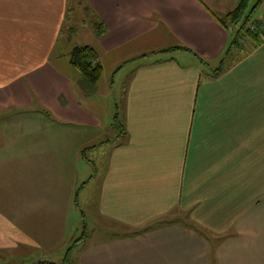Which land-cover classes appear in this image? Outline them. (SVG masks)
I'll return each instance as SVG.
<instances>
[{"label":"crops","instance_id":"0c3cea01","mask_svg":"<svg viewBox=\"0 0 264 264\" xmlns=\"http://www.w3.org/2000/svg\"><path fill=\"white\" fill-rule=\"evenodd\" d=\"M74 1L105 26L99 59L146 47L111 60L121 62L112 76L141 62L100 124L83 100L96 101L103 78L88 88L52 62L66 0H0V251L69 246L89 182L115 233L76 264H264V39L217 75L189 51L169 50L179 60L153 52L176 44L219 61L228 32L201 3L221 16L240 0ZM103 126L113 136L94 145ZM82 151L104 155L99 172Z\"/></svg>","mask_w":264,"mask_h":264},{"label":"rangeland","instance_id":"374dc122","mask_svg":"<svg viewBox=\"0 0 264 264\" xmlns=\"http://www.w3.org/2000/svg\"><path fill=\"white\" fill-rule=\"evenodd\" d=\"M247 12L250 13L249 18L255 19L256 21L254 22H257V20H259L260 17L264 15V0H260L258 2L257 0H247L244 13ZM82 18L85 19L83 13L81 12V9L79 7L74 8V11L68 16L66 22H64L62 37L59 38V41L55 46V50L60 52L61 55L55 57L52 61L57 65H61L64 72L69 74H76L78 76L79 74L77 70L68 64L67 51H69V49L75 44H87L90 45L95 51H97L95 35L93 34L92 29L90 28L86 19V21H80V19ZM248 25L249 24H247L246 26ZM246 30L248 29L246 28ZM249 32L251 31H245V29L241 30L239 35V47L237 49H232L228 57L225 58L224 64L227 63L228 59L232 61L240 56L242 57L244 53L251 50V41L248 38ZM174 46H176V44ZM139 47L143 49L146 46H141L138 42H136L130 46H126L120 49L119 51L115 52L114 55L111 54L107 56H101V78H103V81H98V83H100L98 84V86L100 85V88H98L96 92V101L87 104L86 99L83 100L84 109L86 110L87 108H90L93 112H95L96 116H99L100 124H103L105 122V119L107 118L109 113L111 116H109L108 122L112 121L111 117L114 115L113 111L116 110V107H119V102H117V87L127 79V69L131 68V65H133L135 62H141V60L139 59L130 60L122 65L124 70L123 73L112 76L110 75L111 68H116L117 65L121 62L116 63L115 61H113L112 63L111 60H114V58L122 59L123 57L128 56V54H131L132 48L139 49ZM160 48H162V44L159 43V45H157L155 49L157 50ZM154 55L160 58L172 56L178 60L180 56L175 51L160 50L154 53ZM142 61L144 62L145 60ZM217 61L210 62L206 67H203L202 65L203 71L210 74V71L217 67ZM131 62L134 63L130 64ZM205 78L206 77L204 75L200 76V84H203L206 81ZM102 86H105L107 89L108 86H111V97H109L110 99H105L102 97V91L104 88ZM99 127H101V125H99ZM102 129L104 130L105 126H103ZM112 130V127H107L103 132H100L97 136L98 140L94 142V145H99L101 139L112 137ZM95 155L96 154L90 152L86 153V151H82L80 156L82 160H88L89 162L95 163L97 172H99L101 164L103 163L104 155L100 154L98 158L96 157L97 155ZM88 169L91 171V167H89ZM86 181H88V179ZM94 187H92V185L88 182L87 186L82 188V192L76 200V203H78V205L75 208V219L71 221L70 228L67 231V233L69 232L73 236L74 239H72V241L81 237L82 234L85 235V238L80 243H78L76 250H74V246L70 248L68 245H66V243H64L63 247H58V249H53L51 252L47 253L44 252L45 250L41 251L36 248H22L21 246H19V249L14 251L7 250L9 251L7 253H5L4 251H0V264H43L42 262L45 261L54 262L55 264H76V258L81 249L111 238L115 233L113 232L115 230V227L100 219L96 214V197ZM79 190L81 191V188ZM79 213L82 214L83 217H80ZM167 218H170V216H168ZM193 224L197 226L195 223ZM119 230L126 232L128 229L119 228Z\"/></svg>","mask_w":264,"mask_h":264},{"label":"trees","instance_id":"16d2710c","mask_svg":"<svg viewBox=\"0 0 264 264\" xmlns=\"http://www.w3.org/2000/svg\"><path fill=\"white\" fill-rule=\"evenodd\" d=\"M260 0H257V2ZM200 2V1H199ZM247 0H240L236 6H234L231 10L227 11L221 16L214 15L204 4L201 3L202 7L210 14V16L228 32V43L224 50L222 51L218 65L215 69L212 70L213 75H217V73L222 69V65H224L225 57H227L232 49H237L239 47V35L242 29L248 28L247 24L256 21L255 19H250V13H244L246 7ZM79 2H75L74 0H66V19L73 12L75 6H79ZM81 12L83 13L85 19L87 20L90 28L92 29L93 34L97 38H101L105 32V26L103 22L95 15L92 10L88 6H80ZM85 19H80V21H86ZM248 38L251 41V49L260 44V42L264 39L263 33H248ZM183 49L185 51H189L194 57L197 58V61L201 63V65L208 64L200 57L196 56L189 48L185 46H168L166 48L160 49V51H169L171 49ZM159 50L153 51L154 53ZM68 55V64L77 70L79 77L84 83V85L88 88L94 87L96 82L102 73V64L98 57L97 52L87 44H75L73 45L69 51H67ZM115 128H119L121 131V125L115 120L112 124ZM75 202V199H74ZM84 234L81 237L75 240H71L69 247L75 246L78 242H81L84 238ZM44 264V263H43ZM49 264V263H46Z\"/></svg>","mask_w":264,"mask_h":264},{"label":"built area","instance_id":"2783aa9c","mask_svg":"<svg viewBox=\"0 0 264 264\" xmlns=\"http://www.w3.org/2000/svg\"><path fill=\"white\" fill-rule=\"evenodd\" d=\"M252 33H263L264 34V15L260 17L257 22H251L247 28ZM240 41V40H239ZM240 44V43H239Z\"/></svg>","mask_w":264,"mask_h":264}]
</instances>
